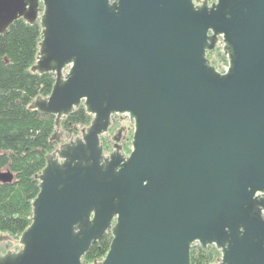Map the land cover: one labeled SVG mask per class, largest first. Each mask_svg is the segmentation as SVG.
<instances>
[{
	"label": "water",
	"instance_id": "water-1",
	"mask_svg": "<svg viewBox=\"0 0 264 264\" xmlns=\"http://www.w3.org/2000/svg\"><path fill=\"white\" fill-rule=\"evenodd\" d=\"M18 17L40 25L30 69L54 81L28 106L54 115L58 145L0 264H91L106 232L92 264H190L194 242L219 250L211 264H264V0H0V33ZM80 103L90 122L63 140ZM115 113L127 154L124 124L109 152L100 139Z\"/></svg>",
	"mask_w": 264,
	"mask_h": 264
},
{
	"label": "trees",
	"instance_id": "trees-1",
	"mask_svg": "<svg viewBox=\"0 0 264 264\" xmlns=\"http://www.w3.org/2000/svg\"><path fill=\"white\" fill-rule=\"evenodd\" d=\"M200 1V0H195ZM40 40L38 20L14 19L0 33V168L13 173L9 181L0 182V231L18 236L31 221V200L38 191L35 177L45 164V155L57 141L50 139L56 128L54 115L29 107L36 96L49 94L54 73L30 69L36 59ZM91 114L80 103L60 118L68 135H75L90 122ZM111 238L106 232L100 241H93L82 258L93 263L103 257ZM218 249L199 243L190 247V264H210Z\"/></svg>",
	"mask_w": 264,
	"mask_h": 264
},
{
	"label": "rangeland",
	"instance_id": "rangeland-1",
	"mask_svg": "<svg viewBox=\"0 0 264 264\" xmlns=\"http://www.w3.org/2000/svg\"><path fill=\"white\" fill-rule=\"evenodd\" d=\"M211 1V0H209ZM207 57L209 59V61L220 71H223L226 66H227V57L223 52L222 49V43L220 41H218L215 45V47L212 50H209L207 52ZM122 115V114H121ZM123 116V115H122ZM114 120L112 121L111 125L109 126V128L101 134L100 139L101 142L103 144V149L105 152H109L113 146H112V142L113 140L111 139V135L115 132V130L117 129V127H119L121 124H124L125 127L127 128V136L125 139L120 140L121 144H122V151L124 152V154H127L130 149H131V138H132V132H133V124L132 121L130 123V120L126 117V118H119V113H115L114 114ZM119 123H121L119 125ZM61 131V136L63 138V140H68L70 138H73L74 136L80 134V130L75 133V135L72 136L68 135L65 130L63 129V127H59L57 128V130ZM58 145V142H57ZM1 170L6 169V167H2L0 168ZM19 235L18 236H11L9 239L0 241V252H4L7 249H17L19 247ZM194 243H198V242H194ZM193 243V244H194ZM219 250H218V254L214 257V260L211 263H216L217 262V257L219 256ZM210 263V264H211Z\"/></svg>",
	"mask_w": 264,
	"mask_h": 264
},
{
	"label": "flooded vegetation",
	"instance_id": "flooded-vegetation-1",
	"mask_svg": "<svg viewBox=\"0 0 264 264\" xmlns=\"http://www.w3.org/2000/svg\"><path fill=\"white\" fill-rule=\"evenodd\" d=\"M114 114L111 116V123H112V121L114 120ZM119 118H122V115L121 114H119ZM123 118H126L124 115H123ZM111 123H110V125H111ZM121 123H119V125H120ZM109 125V126H110ZM121 125H123V124H121ZM120 125V126H121ZM125 126V125H124ZM109 128V127H108ZM118 128V127H117ZM126 136H127V128L126 127H124L122 130H121V138H120V140H122V139H125L126 138ZM121 142V141H120ZM113 143V142H112ZM121 146H122V144H121Z\"/></svg>",
	"mask_w": 264,
	"mask_h": 264
}]
</instances>
